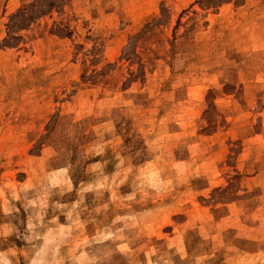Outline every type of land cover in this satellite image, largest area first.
<instances>
[{
  "label": "rangeland",
  "instance_id": "rangeland-1",
  "mask_svg": "<svg viewBox=\"0 0 264 264\" xmlns=\"http://www.w3.org/2000/svg\"><path fill=\"white\" fill-rule=\"evenodd\" d=\"M18 1L0 264H264V0Z\"/></svg>",
  "mask_w": 264,
  "mask_h": 264
},
{
  "label": "crops",
  "instance_id": "crops-1",
  "mask_svg": "<svg viewBox=\"0 0 264 264\" xmlns=\"http://www.w3.org/2000/svg\"><path fill=\"white\" fill-rule=\"evenodd\" d=\"M3 1V3H5V2H7L8 3V7L11 5V6H16V4H17V2H19L18 0H0V2H2ZM250 148V153L252 152L251 151V147H249ZM242 155V154H241Z\"/></svg>",
  "mask_w": 264,
  "mask_h": 264
},
{
  "label": "trees",
  "instance_id": "trees-1",
  "mask_svg": "<svg viewBox=\"0 0 264 264\" xmlns=\"http://www.w3.org/2000/svg\"><path fill=\"white\" fill-rule=\"evenodd\" d=\"M205 1H207V2L210 1V4H215L216 1H221V3H223V2L226 1V0H205ZM222 1H223V2H222Z\"/></svg>",
  "mask_w": 264,
  "mask_h": 264
}]
</instances>
